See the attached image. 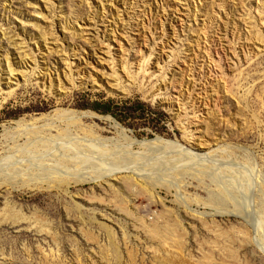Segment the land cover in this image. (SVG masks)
I'll use <instances>...</instances> for the list:
<instances>
[{"label":"rangeland","instance_id":"rangeland-1","mask_svg":"<svg viewBox=\"0 0 264 264\" xmlns=\"http://www.w3.org/2000/svg\"><path fill=\"white\" fill-rule=\"evenodd\" d=\"M1 182L0 264H264V0H0Z\"/></svg>","mask_w":264,"mask_h":264},{"label":"bare ground","instance_id":"bare-ground-1","mask_svg":"<svg viewBox=\"0 0 264 264\" xmlns=\"http://www.w3.org/2000/svg\"><path fill=\"white\" fill-rule=\"evenodd\" d=\"M75 113H71L70 115L72 116H76V115H74ZM90 113H88V112H84V115L83 116H88ZM106 119L109 121V122H111L113 125H115V127H117V128H120V130L124 133V128H122V126H120V124L114 119V118H112V117H110V116H108V117H106ZM132 140H135V139H132ZM158 140V142H160L161 141V139L160 138H158L157 139ZM138 142V141H137ZM145 142V141H144ZM144 142H142V141H139V143H141V144H144ZM154 142V141H153ZM138 143V144H139ZM152 143V142H151ZM135 144H136V142H135ZM147 144V143H146ZM153 144V143H152ZM157 144V143H156ZM159 145V144H158ZM153 146H155V145H153ZM9 165V164H8ZM53 165V164H52ZM55 166V165H54ZM40 168V167H39ZM45 169V168H44ZM43 170V169H42ZM22 171V170H21ZM53 172V171H52ZM52 172H48L49 173V176L48 177H51L50 179H51V182H54V180L53 179H55L53 176H51V174H52ZM11 173V172H10ZM56 173H58V172H56ZM13 173H11L10 175H12ZM60 174V173H59ZM9 175V174H8ZM35 175V174H34ZM63 174L61 173V175H59V176H62ZM11 177V179H10V181L9 182H11V184L12 185H14V186H16L14 183L15 182H13L12 180L14 179V178H16L17 176H14V177H12V176H10ZM45 177H47V176H45ZM53 177V178H52ZM56 177V176H55ZM63 177H64V175H63ZM57 178V177H56ZM76 178H78V179H81V180H83V179H85V180H88L89 178H90V180H95L96 179V177L93 175V174H91V175H89V176H87V177H82V176H80V177H76ZM56 180H58V179H56ZM5 182H1L0 183V185H2V184H4ZM33 183V182H32ZM16 184H18V183H16ZM26 184V183H25ZM226 196H231L230 195V193H226L224 190H222L220 193H218V194H214L213 193V200L216 202V203H218V204H220L221 206H224L225 204H226ZM238 196H235L234 197V199H236ZM239 209H242V205H241V208L239 207ZM226 212H232V211H230V210H228V209H226Z\"/></svg>","mask_w":264,"mask_h":264}]
</instances>
